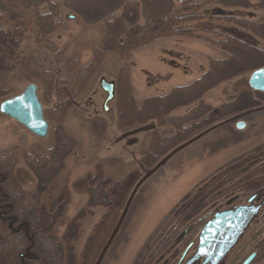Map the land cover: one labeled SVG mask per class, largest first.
<instances>
[{"label":"rangeland","instance_id":"rangeland-1","mask_svg":"<svg viewBox=\"0 0 264 264\" xmlns=\"http://www.w3.org/2000/svg\"><path fill=\"white\" fill-rule=\"evenodd\" d=\"M52 1L58 6L59 24L46 38L47 45L37 43L36 30L28 26L17 49V66L7 65L0 74V101L34 83L51 126L46 139L39 141L0 115V152L15 148L18 156L9 173L11 187L20 194L11 201L28 206L23 188L34 202L49 198L41 212L50 211L49 219H38L34 210L23 217L30 224L28 235L34 244L32 259L23 264H38L41 258L53 264L57 250L53 237L67 244L64 264H136L157 229L179 220H183L180 242L156 264H185L195 251L200 228L214 212L246 205L256 195L251 204L259 205L257 213L221 262L228 264L236 253L235 264H241L254 253L248 239L264 219L263 195L246 192L240 177L230 187L243 190L218 195L215 203L195 211L193 218L185 209L193 205L194 199H187L191 191L215 170L232 162H236L233 167H246L264 157V93L248 86L252 68L264 66V55L258 54L256 62L241 59L238 66L223 67L215 78H206L203 88L191 87L186 94L183 88L228 56V37L264 47L254 35L257 27L250 31L247 26L263 13L247 7L246 0H172L185 16L177 23L178 32L152 39L148 31L138 36L142 31L136 24L142 19L134 5L117 11L122 18L110 27L102 21L87 23L63 0ZM83 9L92 20L93 12ZM135 21L120 44L119 31ZM78 66L86 69L77 74ZM51 68L54 83L46 80L45 70ZM102 78L114 83V98L106 112ZM52 100L61 101L62 110L48 112ZM52 146L57 148L44 165L24 159L23 154L35 147L40 153ZM43 225L47 229L38 230ZM2 236L11 242L10 234ZM19 262L13 255L0 264Z\"/></svg>","mask_w":264,"mask_h":264},{"label":"trees","instance_id":"trees-1","mask_svg":"<svg viewBox=\"0 0 264 264\" xmlns=\"http://www.w3.org/2000/svg\"><path fill=\"white\" fill-rule=\"evenodd\" d=\"M213 1L219 2L221 0ZM246 1H248L249 3L247 7L249 6L251 9L259 10L261 11V13H263V16L258 19V21L248 22L247 26L250 31H252V29L254 30L255 27H257L258 32H255L254 35L257 36V38H259L264 43V0H252V2H250L249 0ZM62 4L66 8L78 12L81 17L85 18L84 21L87 23L102 21L104 23H109L111 25L110 27H112L113 24L117 22V20L120 21V19L122 18L121 13L118 15L117 11L121 10L122 12L127 6L134 5L133 8H135L137 12L138 7V14L140 19H142V22H138L136 24L137 21H135L129 27L127 25L125 28H122V31L120 30L119 34L116 37L120 44L123 42L125 43V41L127 40V34L130 31L132 32L131 28L134 26V24L141 28L140 31L142 32L138 34L139 37H141L145 33V31H148L151 35V38L154 39L163 35L167 36L172 33H177V23L179 24L180 22H182L181 20L185 18V16L180 15L179 10L174 8L172 0H63ZM83 7L87 8V11L91 10V12H93L92 20H88L89 16L85 15ZM147 10L148 13L147 15H145V12ZM58 15V6L52 0H0V74L3 73L7 65L12 66L15 64L17 66V60L19 59L17 49L21 40L25 36L28 26L34 27V29L36 30L35 39L37 40V43L47 45L46 38L56 30L59 24ZM136 37L137 35H135V38ZM225 42L231 43L227 53L228 56H226V58L224 59H221L220 62H217L218 65L215 68L211 69L212 71H207L201 78L195 80L194 83L184 87L183 89L185 91V94L188 92L190 93V91H192L191 87L203 88L206 82V78H210V76L215 78V75L218 74V72H220L223 67L224 69L227 66L229 67V64L231 66H238L240 65L241 59L248 63H252L254 61L256 62V60L254 59L257 57L258 54L264 55V47H256L252 44L241 42L240 40L234 37H228ZM240 43H242L244 46L240 47ZM98 47L102 48V46ZM227 58L228 60H230L229 62L227 61ZM70 61H72V59H70ZM72 62H74V64H77L75 63V61ZM91 65L92 63L86 65L85 67H91ZM257 67L258 66H255L252 69H256ZM86 68L78 66V69L76 70L77 74H80L82 70ZM45 73L48 76L46 77V80H48V82L54 83L55 71L51 68L49 70H45ZM125 75V78L127 79V73H125ZM65 95L68 94L66 93ZM169 97L170 96H168V98ZM160 98H166V96ZM62 108L63 107L61 101L52 100L48 112H51V110L53 109L55 111L57 109L62 110ZM48 114L50 116V113ZM60 117L61 113L59 114L58 118L60 119ZM59 121H57V123H59ZM56 148L57 147L52 146L49 148V150H41L40 153L33 151L32 154H29L28 161H37L39 162V164H43L47 160L49 162L51 160V154ZM161 153L162 152L160 151V154ZM253 155L254 153L247 154L248 157H252ZM16 157L17 155L15 153L7 155L0 152V168H3L2 165L4 164V162H12L13 159ZM51 163H53V161H51ZM234 164H236V162L229 163L215 170L214 172H212V174L206 177L191 191L187 199L191 200L193 198L194 202L192 203L193 205H189V207L185 209L186 215L188 214V216L193 218V213L195 211L198 212L204 206L210 203H215L217 198L220 197L218 195L226 194L227 196L229 195V192L230 195H233L235 190L242 187H244L246 192L253 191L264 196V157H259V159L255 158L253 160V163L250 165H246V167L242 165L240 168H236L233 167ZM49 170H47L45 173H47ZM240 177L242 181H244V184L242 185V187L236 186L232 189L230 187L231 184L233 183V181H235V179H240ZM51 184L52 181H50L47 186H51ZM10 188L12 189V191H14L13 187ZM24 199H26L28 206H24V208L22 206L21 207L25 210L35 204L29 194H26ZM41 203L46 207V203H49V198L45 201V203ZM182 203L184 204V202ZM189 210H191V212H189ZM49 218L50 217L43 215L38 219ZM182 225L183 220H179V222H177L176 224L173 223V221H170L168 223L165 222L164 226H160L157 229V232L148 240L147 246L143 247L140 251L136 259V264H156L159 259V261H161L162 255L164 253L171 252L175 248V246L180 242L177 240V237L181 233ZM46 229V225H43L42 227L40 226L39 228V230ZM3 232H6V236L10 234L12 236V239L9 243L4 240V237L3 240L0 239V261H3L4 258L7 257L12 258L13 255L18 256V251L21 249V243L23 241L21 239V236L12 234L7 230L4 231L0 229V234H2ZM263 232L264 219L261 222V226H259L258 230L255 232L253 231V233L249 236L248 239V246H250V249L253 250V252L255 253V257L250 264H264ZM39 233L40 232H37V234ZM40 236L48 237V235L43 233H41ZM93 237L94 236H91L90 239H93ZM51 239L55 249L57 247L56 254L53 257V264H64V257L68 253L66 246L67 244H65V242L60 238L53 237ZM237 259L238 254L235 253L229 259L228 264H235ZM44 260L45 258H41L39 263L45 264ZM167 262H165L164 264H167ZM221 262L219 264H221ZM65 264L68 263L65 262Z\"/></svg>","mask_w":264,"mask_h":264},{"label":"water","instance_id":"water-1","mask_svg":"<svg viewBox=\"0 0 264 264\" xmlns=\"http://www.w3.org/2000/svg\"><path fill=\"white\" fill-rule=\"evenodd\" d=\"M248 86L254 91L264 93V66L256 68L250 73ZM100 88L105 93L102 108L106 112L107 104L114 98V83L102 78ZM0 113L14 119L38 138H44L47 135L48 123L37 94V85L34 83L27 84L18 94L2 99ZM237 127H241V124H238ZM130 133L132 132L123 136ZM255 197L256 195L250 196L246 205L214 212L200 228L196 237L195 251L185 264H192L196 261H199V264H219L246 229L251 218L257 213L259 205L251 204ZM189 229L184 230L181 237ZM192 245L193 242L188 244L182 252L179 263ZM254 257L255 253H251L241 264H250Z\"/></svg>","mask_w":264,"mask_h":264},{"label":"flooded vegetation","instance_id":"flooded-vegetation-1","mask_svg":"<svg viewBox=\"0 0 264 264\" xmlns=\"http://www.w3.org/2000/svg\"><path fill=\"white\" fill-rule=\"evenodd\" d=\"M37 90H38V87H37ZM37 94H38V91H37ZM11 96H13V95H11ZM8 97H10V96H8ZM8 97H5V98H8ZM5 98H3V99H5ZM41 104H42V102H41ZM42 108H43V104H42ZM43 113H45L44 110H43ZM0 115L4 119H6V121L13 122L19 128L26 131L28 134H30L32 137H34L35 139H37L39 141L46 139V137L48 136L50 129H51L49 122L45 118L47 123H48L47 135L44 138H38V137L34 136L33 134H31L25 127L20 125L14 119H12L6 115H2L1 113H0ZM44 116H45V114H44ZM49 148H46V149L49 150ZM2 149H4V148H2ZM15 150H16L15 148L13 150L7 148V149L3 150L2 153L7 154V155L8 154L11 155L13 153L17 154V152ZM33 151L37 152V148L35 147L32 150H30L29 152H25L23 154V155H25L24 159L28 160L27 158H28L29 154H32ZM14 165H15V162L6 161L2 165L3 168L2 169L0 168V224L3 226H6L7 231H9L10 233L21 236V239L23 240L21 243V245H22L21 249L22 248L24 249V253L23 254L18 253L17 257L20 261L19 264H23V262H24L23 260L32 259L30 251L32 250L31 248L34 246L32 240L30 239V236L28 235L30 233L29 230H31L30 224L28 222H25L23 217H25L24 215L26 213L29 214L30 213L29 211L34 210L35 211L34 213H36L34 215L36 217L40 218L41 216H43V214L41 213L43 211L42 210L43 204L41 203L40 199H36L35 200L36 205L34 204L32 207H28L29 209L25 210L19 204L15 206L13 201H11V198H13V197L17 198V197H19V194H20L17 191H12V189L10 188L11 187L10 184H11V181L13 180V178L10 176L11 173H9V171L11 170L12 167H14ZM25 191H26L25 188H23V194L24 193H25V195L29 194L28 192H25ZM47 214H44V215H46L47 217H51L50 211L47 212ZM38 230H39V228H38ZM35 234H37V233L35 232ZM0 239L3 240L2 234H0ZM27 242H28V244L26 245ZM195 263L196 262H194L192 264H195Z\"/></svg>","mask_w":264,"mask_h":264},{"label":"crops","instance_id":"crops-1","mask_svg":"<svg viewBox=\"0 0 264 264\" xmlns=\"http://www.w3.org/2000/svg\"><path fill=\"white\" fill-rule=\"evenodd\" d=\"M229 121V120H228ZM238 128V127H237Z\"/></svg>","mask_w":264,"mask_h":264}]
</instances>
